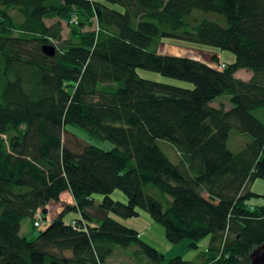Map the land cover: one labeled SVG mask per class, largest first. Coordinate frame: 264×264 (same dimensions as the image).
<instances>
[{
  "label": "trees",
  "instance_id": "obj_1",
  "mask_svg": "<svg viewBox=\"0 0 264 264\" xmlns=\"http://www.w3.org/2000/svg\"><path fill=\"white\" fill-rule=\"evenodd\" d=\"M159 37L235 58L215 66L161 54ZM47 44L55 56L43 52ZM0 62V264H103L114 245L132 244L163 262L135 228L110 216L87 223L95 193L124 217L147 210L172 243L211 234L199 264H251L264 243V203H248L249 184L264 179V123L252 113L264 107V0H0ZM139 67L194 86L143 78ZM240 69L252 77L238 78ZM223 95L230 108L211 105ZM67 124L115 146L84 141ZM233 130L251 136L237 151L228 144ZM117 188L126 202L111 197ZM65 191L75 201L65 211L82 212L76 225L63 211L34 239L22 234L23 221L36 229L35 213L46 217ZM167 264L196 263L176 256Z\"/></svg>",
  "mask_w": 264,
  "mask_h": 264
},
{
  "label": "rangeland",
  "instance_id": "obj_2",
  "mask_svg": "<svg viewBox=\"0 0 264 264\" xmlns=\"http://www.w3.org/2000/svg\"><path fill=\"white\" fill-rule=\"evenodd\" d=\"M118 8L121 9L120 6H118ZM213 15L214 14L209 15V17L213 18ZM52 22H53L52 20L47 21L48 24H51ZM63 26H64L63 36L66 38L69 34L70 28L66 22H64ZM156 41L157 42L154 46V49L156 51H159L161 54L171 55V56H185L189 58L199 59L210 65L218 66V64L221 63H230L235 58V55L232 51L227 49L223 50L209 44L186 41L172 37H159L157 38ZM3 68L4 65L0 62L1 85L2 83L4 84L6 82L3 76ZM137 71L141 77L146 79L156 80L186 88H192L194 86V84L191 81L166 76L159 71L150 70L142 67H139ZM228 98H229L228 95H223L220 96V98H218L217 100L221 101L222 99H225L229 101ZM66 128L70 133L76 134L84 141L95 144L106 150H109L115 146V144L111 140L108 139L102 140L93 137L89 134V132L86 129L76 124H67ZM250 139H251L250 134L240 133L236 130H233L230 133L228 144L232 150L237 151L243 146H245V144ZM159 142L165 153L173 161H177L178 153L177 150L174 148V146L165 140H160ZM248 189L253 192V195H251V197L248 200V203L251 206L261 205L264 203V179L262 178L254 179L249 184ZM147 192L158 198L160 197L158 190L155 188H150L149 190H147ZM111 197L121 202L127 201V196L125 192L120 188L115 189L111 194ZM67 198L68 195L66 194L61 200L63 211H65V209L68 206L75 205V201H73L74 198L72 199L71 197L70 201ZM102 198L103 195L101 193H95L93 203L87 205L83 209V213L87 215V219H86L87 223L90 224L91 226H98L104 220V218L110 216L128 227L135 228L136 230H138L140 234V238L143 241L150 244L157 250L161 251L165 255V259L163 262L159 264H167L170 259L176 256H181L183 259L192 261L196 264L203 263L207 254V250L210 245L211 234H207L206 236L199 239L196 242L197 243L196 245H193L192 240L188 238L184 239L179 243H172L166 237V229L164 225L156 221L147 210L140 209L138 215L131 217H124L113 212L108 208L103 207L101 205ZM61 201L52 200L49 202L48 204L49 206L47 205L50 209V212L48 214V224L51 223L60 214V213L55 214L56 212L55 207H56V203H59ZM81 216H82L81 211L71 208L65 211L64 219L69 221L73 218L81 217ZM31 222L32 220L30 218H26L23 221L22 234L26 235L29 239H34L38 230H43L45 227L43 226L39 229L38 228L34 229L33 224ZM137 249H139L138 244H132L129 247L114 245L112 254L104 261L103 264H158L151 262L143 254H136L135 251Z\"/></svg>",
  "mask_w": 264,
  "mask_h": 264
},
{
  "label": "crops",
  "instance_id": "obj_3",
  "mask_svg": "<svg viewBox=\"0 0 264 264\" xmlns=\"http://www.w3.org/2000/svg\"><path fill=\"white\" fill-rule=\"evenodd\" d=\"M158 53H160L159 51H157ZM235 75L238 77V78H242V79H244V80H249L251 77H252V72L250 71V70H247V69H240V70H238L236 73H235ZM220 98V97H219ZM222 98V97H221ZM218 99V98H217ZM217 99H215L213 102H211V105L212 106H214V107H219L221 104H224L225 105V107L226 108H230L231 107V103H229L230 101H227V100H225V99H222L221 101H218ZM228 100H229V98H228ZM253 115L256 117V118H258L261 122H263L264 123V108H259V109H256V110H254L253 112ZM68 195V200L70 201V198L72 197V199H73V196H72V194L70 193V191H65V192H63L62 194H61V197H60V200L59 201H61L62 199H63V197H64V195ZM71 196V197H70ZM74 201V200H73ZM49 206V205H48ZM47 206V207H48ZM63 207H62V201L61 202H59V203H56V207H55V209H56V212H55V214H58V213H61L62 211H63V209H62ZM48 209V213H47V215H46V217H45V219L48 221V214H49V212H50V209H49V207L47 208ZM62 210V211H61ZM54 214V215H55ZM82 217V216H81ZM77 218H79V217H76V218H73V219H77ZM73 219H71V220H73ZM70 220V221H71ZM32 223V222H31ZM50 224V223H49ZM22 229H23V226L21 227V232H22Z\"/></svg>",
  "mask_w": 264,
  "mask_h": 264
},
{
  "label": "water",
  "instance_id": "obj_4",
  "mask_svg": "<svg viewBox=\"0 0 264 264\" xmlns=\"http://www.w3.org/2000/svg\"><path fill=\"white\" fill-rule=\"evenodd\" d=\"M43 52L48 56L56 55V48L53 45H44ZM251 264H264V243L256 247L250 254Z\"/></svg>",
  "mask_w": 264,
  "mask_h": 264
},
{
  "label": "built area",
  "instance_id": "obj_5",
  "mask_svg": "<svg viewBox=\"0 0 264 264\" xmlns=\"http://www.w3.org/2000/svg\"><path fill=\"white\" fill-rule=\"evenodd\" d=\"M74 22H76V16H73V19H72ZM225 64H222V67H224ZM33 223H34V226L36 228H41V227H45L46 226V221L43 217V214H42V211L41 210H38L36 213H35V216H34V219H33ZM73 225H76V221L75 220H72L71 222Z\"/></svg>",
  "mask_w": 264,
  "mask_h": 264
}]
</instances>
